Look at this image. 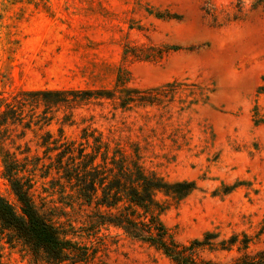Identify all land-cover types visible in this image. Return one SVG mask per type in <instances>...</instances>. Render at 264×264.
<instances>
[{
    "label": "rangeland",
    "instance_id": "1",
    "mask_svg": "<svg viewBox=\"0 0 264 264\" xmlns=\"http://www.w3.org/2000/svg\"><path fill=\"white\" fill-rule=\"evenodd\" d=\"M120 70L128 87L176 86L166 88L162 104L131 111L110 101L54 108L50 126L17 140L20 151L27 144L29 158H42L43 141L52 143L62 130L81 143L84 128L127 152L136 145L148 170L197 184L162 216L178 242L212 230L244 232L253 238L252 253L263 250L264 0H0V100L21 90L112 89ZM15 129L13 137L22 131ZM39 168L37 203L96 251L92 264H171L120 230L88 236V208ZM2 172L0 157V195L18 209ZM236 256L207 255L224 262ZM3 264L45 263L17 244L5 246Z\"/></svg>",
    "mask_w": 264,
    "mask_h": 264
},
{
    "label": "trees",
    "instance_id": "2",
    "mask_svg": "<svg viewBox=\"0 0 264 264\" xmlns=\"http://www.w3.org/2000/svg\"><path fill=\"white\" fill-rule=\"evenodd\" d=\"M127 83L120 70L112 89L21 90L11 97V101L1 98L2 176L17 200L18 209L0 195V264H3L5 246L17 244L26 248L38 263L92 264L96 258L95 250L75 241L71 237L73 234L53 222L49 209L42 210L37 203L33 173L39 167L43 179L56 176L50 182L64 181V185L59 184L63 187L60 189L65 191L69 186L71 191L66 197L88 208L82 227L88 236L96 235L102 229L120 230L132 241L160 252L171 264H264V249L252 253L253 238L244 232L225 236L212 230L187 243L178 242L162 216L173 204L196 191L197 184L188 180L169 181L156 171L148 170L136 145L131 146L132 152H127L119 144L113 145L104 139L102 134L96 135V130L84 128L81 143L64 138L62 130L60 138L52 143L43 141L40 145L45 148L42 158H29L27 144L20 151L22 147L17 140L23 139L25 131L32 127L43 130L50 126L53 117L48 115L54 108L110 101L116 109L131 111L162 104L166 88L176 86L172 83L140 89L128 87ZM16 127H21L22 131L13 137ZM46 137L51 139L52 134L47 131ZM9 145L16 152H10ZM22 155H25L23 160L19 158ZM73 203L66 202L65 206L73 208ZM232 252L237 256L229 262L207 257Z\"/></svg>",
    "mask_w": 264,
    "mask_h": 264
}]
</instances>
